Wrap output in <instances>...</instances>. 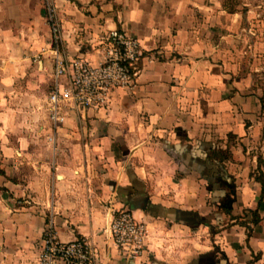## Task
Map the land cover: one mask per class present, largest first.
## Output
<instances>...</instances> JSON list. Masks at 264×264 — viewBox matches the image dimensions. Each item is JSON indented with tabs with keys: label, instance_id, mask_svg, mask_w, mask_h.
<instances>
[{
	"label": "crops",
	"instance_id": "crops-1",
	"mask_svg": "<svg viewBox=\"0 0 264 264\" xmlns=\"http://www.w3.org/2000/svg\"><path fill=\"white\" fill-rule=\"evenodd\" d=\"M76 1L83 11L75 1L54 0L65 57L101 62L112 28L138 38L146 54L132 90L115 89L105 109L69 114L51 146L45 114L16 102L31 87L15 85L7 49L16 45V14L25 30L39 22L40 9L36 0H0V264H39L50 221L60 240L92 244L98 259L90 264H264V192L254 178L257 157L264 160V0H244L232 13L223 0ZM39 63L52 73L51 62ZM26 111L38 121L28 123ZM114 143L126 164L97 192L90 159L115 161ZM216 148L230 151V215L210 190L223 186L203 173ZM260 197L254 224L247 210ZM122 207L148 228L136 261L108 233ZM194 228L210 238L192 249Z\"/></svg>",
	"mask_w": 264,
	"mask_h": 264
},
{
	"label": "built area",
	"instance_id": "built-area-1",
	"mask_svg": "<svg viewBox=\"0 0 264 264\" xmlns=\"http://www.w3.org/2000/svg\"><path fill=\"white\" fill-rule=\"evenodd\" d=\"M51 32V84L46 96L48 134L54 146L57 132L71 114L102 110L115 89L132 90L146 49L140 40L123 30L112 28L103 36L105 44L101 62L92 64L82 56L65 57L60 48V24L54 0H41ZM108 233L114 246L132 261L140 259L146 249L148 228L126 208L116 210ZM98 259L92 244L85 238L62 241L54 224L48 222L41 236L39 264H90Z\"/></svg>",
	"mask_w": 264,
	"mask_h": 264
},
{
	"label": "rangeland",
	"instance_id": "rangeland-1",
	"mask_svg": "<svg viewBox=\"0 0 264 264\" xmlns=\"http://www.w3.org/2000/svg\"><path fill=\"white\" fill-rule=\"evenodd\" d=\"M36 1H37L36 6H38L40 9L39 22L38 23L36 22L33 23V21L29 22L30 24L27 26L28 28L24 30L17 23L18 15L16 14L15 16L16 20L14 21L15 29L12 31L13 36L15 37L14 39L16 41V45L15 47L9 46V48L7 49L9 50V52H14V56H15V63H14L15 65V68H14L15 85L19 87L29 85L31 87L28 89L29 91L28 94L27 93L21 94L20 92L16 93L15 94L16 102H19L21 105L22 104L32 105L33 107H35L36 114L38 115V112H40V114L44 113L45 119H46L47 114H46V109H45L46 107L45 97L47 96V93L49 91V87L52 81L51 71L50 70H46V71L40 70L41 63L38 64V62L41 60L48 61L49 63L51 62V56H50L51 32L49 28V23L46 18L47 15H46L43 3L41 0H36ZM73 1H75L73 3L74 6H76L78 9L83 11L81 9L83 5L77 2L76 0H70V2H73ZM231 2H233V5L235 2L238 7H243L242 2H244V0H232ZM85 3L86 2H84V4ZM56 17L58 19V23L60 24V19L58 18L57 15ZM2 23H5V16L3 14H0V24ZM1 27L5 28V25H1ZM3 31H4V35L0 31V39H2V41L6 39L5 29H3ZM12 32L9 31V33H12ZM46 41L48 42V45L46 44ZM20 42H22L23 44H21ZM3 52L6 53V50L3 47H0V57L3 55ZM25 105L24 107H27ZM33 107H31V110ZM28 112L29 111H26L27 116H28L27 117L28 123H30V120H31V125H32L36 123L38 119L37 120L35 119V116L32 111H30L29 114ZM47 129H48V126L46 130ZM41 132L42 131L40 129L39 133ZM99 132L100 131H97V134ZM47 134L48 132L45 133L44 135L45 138ZM56 144L57 142L55 143L54 147L56 146ZM113 151L115 152V155H116L115 161L114 160L112 161V159L108 160L107 157L104 156L103 154L100 157L94 156V158L90 159V167L92 168V171L96 173V176H95L96 186L97 187L100 186V188L97 189V192H102L101 188L105 189L104 185L106 181L108 180V178H111L114 176L115 178H118L120 171L123 170V167L126 164L120 159L121 154L119 152L120 150L118 149V144L114 143ZM117 160H119L120 163H116ZM122 208H126V207H122ZM227 224L230 225L229 222H227ZM196 230L197 228L191 229L192 249H195L196 242L202 241L204 240V238H210V233H208V230L205 231L204 233L203 232L197 233Z\"/></svg>",
	"mask_w": 264,
	"mask_h": 264
},
{
	"label": "trees",
	"instance_id": "trees-1",
	"mask_svg": "<svg viewBox=\"0 0 264 264\" xmlns=\"http://www.w3.org/2000/svg\"><path fill=\"white\" fill-rule=\"evenodd\" d=\"M232 0H223V6L230 13L235 11V6L237 5ZM263 107L264 101L262 99ZM230 158V151L228 149L216 148L211 150V154L205 158L203 161L204 170L203 173L206 174V178H214L219 181V183L223 186L222 189L216 191L213 187L210 188L212 192H217V201L216 206L221 209L226 215H230L232 210V204L235 200V186L233 182V178L227 173L224 161ZM262 167L264 168V160L261 156L257 157V172L254 173V178L261 184L262 194L264 192V175L262 171ZM0 173H3V170L0 169ZM261 205V197L258 201V206L256 209H248V214L251 215V222L256 224L260 220L258 209ZM246 216V215H245ZM214 232L215 228L212 229Z\"/></svg>",
	"mask_w": 264,
	"mask_h": 264
}]
</instances>
